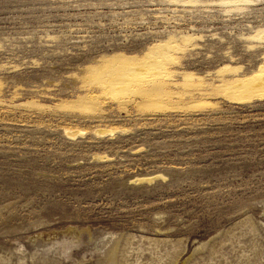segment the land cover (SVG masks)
Returning <instances> with one entry per match:
<instances>
[{"label":"rangeland","instance_id":"374dc122","mask_svg":"<svg viewBox=\"0 0 264 264\" xmlns=\"http://www.w3.org/2000/svg\"><path fill=\"white\" fill-rule=\"evenodd\" d=\"M263 65L264 0H0V264H264Z\"/></svg>","mask_w":264,"mask_h":264},{"label":"bare ground","instance_id":"6f19581e","mask_svg":"<svg viewBox=\"0 0 264 264\" xmlns=\"http://www.w3.org/2000/svg\"><path fill=\"white\" fill-rule=\"evenodd\" d=\"M231 1L229 0V2H231ZM239 1L248 2V0H239ZM235 3H236V1H235ZM186 39L187 38H183L184 44L187 43V42H185ZM170 49L171 50H180L179 49V45H176L174 47L167 48V49L163 48L162 51H161L162 53H159V54L155 55V57H153V58H158L160 56V54H161L162 55L161 56V59H162L161 62L154 61V62L149 63L146 66L141 65V66H138V67H136V66L132 67V65H134L132 63H135L136 59H126L124 56L122 57V55H116V57H110V58H107V59L103 60L106 65H102V66H97V67L91 68L90 69L91 72L88 75H92V74L100 71L101 69L103 70V68H105L108 64H112V63L115 64L114 62H116L117 60H121V63H123V65L126 62H129L131 67H128V68H122V67L120 68L119 67L118 68L116 66V67L113 68V70H111V71H113L112 72L113 74H118L119 73L118 78L116 77L117 79L115 78V79H113L114 81L112 80L111 82H109V84L112 87L111 90H113V92L118 93V94H124L126 92V89L129 87V85H131V84H141L143 82L146 83L147 79L150 80L149 78H152L153 82L151 83V88L149 90H146V91L142 92L143 95L141 94L142 96L150 98L154 94H160L161 92L164 91V87H165L164 84L160 83V82H157L155 80L159 79L161 76H165L166 75V71L164 70L165 69L164 68V66H165L164 64H166V63H168V62H170L172 60V58H170V55H169ZM129 63H128V66H129ZM109 66L110 65H108V67ZM112 66H114V65H112ZM126 66H127V64H126ZM111 69H112V67H111ZM108 72H110V71L108 70ZM104 74L107 75L106 72ZM108 77H110V76H108ZM101 82H102V80H101ZM101 82H99L98 84L102 85ZM149 83H150V81H149ZM241 85L244 86V88H243L244 91L242 93L241 92L239 93L237 91L239 89L240 90L242 89L243 86H241ZM235 86H237V87L240 86L241 87L239 89L236 87V89H237L236 93H238L239 95L238 96L235 95V96H232V97L230 96L231 97L230 100L234 99L236 101L237 100L239 101L242 98L244 100L245 99L244 97H247V98L251 97V96L255 97L256 95H258V97H260L259 95L263 96L264 95V65L257 72L253 73L252 77H250L249 79H245V80H242V81H236L234 83V87L233 88H235ZM241 95H243V96H241ZM253 97H251V98H253Z\"/></svg>","mask_w":264,"mask_h":264}]
</instances>
